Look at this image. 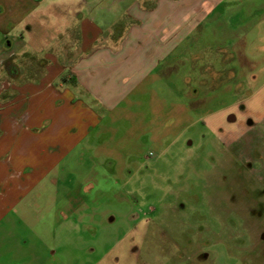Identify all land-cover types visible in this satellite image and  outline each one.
Instances as JSON below:
<instances>
[{
    "label": "rangeland",
    "instance_id": "374dc122",
    "mask_svg": "<svg viewBox=\"0 0 264 264\" xmlns=\"http://www.w3.org/2000/svg\"><path fill=\"white\" fill-rule=\"evenodd\" d=\"M224 2L207 19L204 41L178 62L174 80L181 94L166 93L164 102L158 92L142 104L136 153L119 180L80 183L88 175L77 174L64 196L49 197L45 182V193L24 203L29 207L17 215L22 226L10 231L31 241L38 256L52 252L46 264H264V0ZM200 35L192 37L201 42ZM8 56L2 59L15 58ZM211 62L224 78H214ZM179 106L187 109L175 120L179 127L161 140L164 120ZM233 113L236 125L228 124ZM249 120L256 124L247 128ZM178 130L185 131L172 143ZM106 208L114 225L102 216Z\"/></svg>",
    "mask_w": 264,
    "mask_h": 264
},
{
    "label": "crops",
    "instance_id": "0c3cea01",
    "mask_svg": "<svg viewBox=\"0 0 264 264\" xmlns=\"http://www.w3.org/2000/svg\"><path fill=\"white\" fill-rule=\"evenodd\" d=\"M150 1L0 0V66L8 62L5 70L0 67V259L46 264L52 252L38 256L35 247L29 249L31 241L10 231L22 226L17 215L29 207L24 203L44 194L45 182L49 197L64 196L77 174L88 175L80 183L110 176L117 182L136 153L142 104L158 92L164 102L166 93L181 94L174 80L178 62L204 41L207 19L225 3ZM196 32L201 42L192 37ZM7 54L15 58L2 59ZM213 63L206 67L213 69ZM213 70L217 81L224 78L222 68ZM186 111L179 106L176 116L166 117L161 140L171 137L179 127L176 118ZM184 131L173 133L172 143ZM87 157L101 174L91 170ZM102 216L114 225L111 209Z\"/></svg>",
    "mask_w": 264,
    "mask_h": 264
},
{
    "label": "flooded vegetation",
    "instance_id": "af4514ba",
    "mask_svg": "<svg viewBox=\"0 0 264 264\" xmlns=\"http://www.w3.org/2000/svg\"><path fill=\"white\" fill-rule=\"evenodd\" d=\"M237 123H238V115H237V113L231 114V116L228 118V124H230V125L235 124L236 125ZM252 124H256V123H253L251 120H249L248 123H246V127L250 128V125H252Z\"/></svg>",
    "mask_w": 264,
    "mask_h": 264
},
{
    "label": "built area",
    "instance_id": "2783aa9c",
    "mask_svg": "<svg viewBox=\"0 0 264 264\" xmlns=\"http://www.w3.org/2000/svg\"><path fill=\"white\" fill-rule=\"evenodd\" d=\"M150 155H152V153Z\"/></svg>",
    "mask_w": 264,
    "mask_h": 264
}]
</instances>
